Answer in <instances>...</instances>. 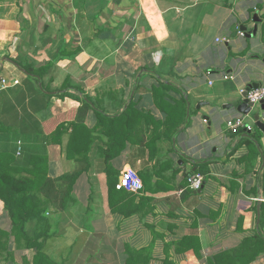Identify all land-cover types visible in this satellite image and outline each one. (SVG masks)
<instances>
[{"label":"crops","instance_id":"0c3cea01","mask_svg":"<svg viewBox=\"0 0 264 264\" xmlns=\"http://www.w3.org/2000/svg\"><path fill=\"white\" fill-rule=\"evenodd\" d=\"M64 47L79 51L61 57ZM14 61L52 62L45 87ZM255 85L264 0H0V150L21 166L44 154L52 178L85 166L70 205L47 213L44 252L57 264H126L127 248L153 247L149 264H218L246 244L224 264H264V132L228 107ZM86 96L87 168L72 126L58 133ZM239 117L254 130L233 132ZM127 170L137 191L120 186ZM196 171L201 191L188 187ZM0 226L11 230L2 200ZM11 246L10 264L33 261L36 249Z\"/></svg>","mask_w":264,"mask_h":264},{"label":"trees","instance_id":"16d2710c","mask_svg":"<svg viewBox=\"0 0 264 264\" xmlns=\"http://www.w3.org/2000/svg\"><path fill=\"white\" fill-rule=\"evenodd\" d=\"M78 51V48L68 50L64 47L61 49L60 55L61 57L67 55L73 57ZM14 62L26 73L37 77L40 81H42L45 72L52 64V62H48L36 67L33 63ZM42 83L45 87V82L42 81ZM46 88L48 89L47 85ZM48 90L50 91V88ZM48 96L50 95L48 94ZM156 96H158L157 93ZM92 105L93 100L86 96L82 106L77 111L75 121L73 123L69 122L68 125L65 123L64 126H58V133L62 130L67 131L69 126H72L73 132L69 144L79 148L77 154H81V156L77 159L86 163V168L89 164L88 153L91 143L94 141V136L92 135L93 130L86 127L84 121ZM97 113L99 114V111ZM171 121V125L175 124L174 119ZM157 139V135H152L150 138V140ZM68 154L71 156L70 152ZM84 168L85 166L65 173L58 178H52L48 175L47 157L44 154H33L28 163L21 166L17 163L14 153L0 150V200L4 202V209L11 221V230H6L0 226V264L15 262V250H12V242L15 243L18 250L36 249L33 261L30 262L24 256V264H57L42 249L43 240L48 236L51 228V221L47 213H50L51 210L63 211L70 205L74 199V185ZM206 171L201 172L205 174ZM249 240L251 239L246 240V242ZM262 242L264 243V239H262ZM245 245L242 244L238 250L222 254L218 258V264L235 261L234 256L237 251L239 254L235 258L247 254L246 248H253L254 246ZM127 252L126 264H149L153 247L150 249L127 248ZM167 263L171 264L170 261L164 262V264ZM172 264L174 263L172 262Z\"/></svg>","mask_w":264,"mask_h":264},{"label":"built area","instance_id":"2783aa9c","mask_svg":"<svg viewBox=\"0 0 264 264\" xmlns=\"http://www.w3.org/2000/svg\"><path fill=\"white\" fill-rule=\"evenodd\" d=\"M244 32H241V35H244ZM218 41H226V38H217ZM5 83V80H3ZM246 90H242L241 92L244 93ZM247 98L250 102L254 104H259L261 100L264 99V86L259 87L257 89L252 88L248 93H247ZM229 128L233 132H238L242 129H246L248 131H253L254 128L252 125H249L246 122L245 117H239L234 120H230L228 122ZM123 179H122V184L120 186L124 187L125 189H128L130 191H137L140 186V180L137 175V173L134 170H127L123 171L122 173ZM205 182V176L200 173V172H193L188 176V187L192 191H200Z\"/></svg>","mask_w":264,"mask_h":264},{"label":"water","instance_id":"95a60500","mask_svg":"<svg viewBox=\"0 0 264 264\" xmlns=\"http://www.w3.org/2000/svg\"><path fill=\"white\" fill-rule=\"evenodd\" d=\"M257 19V17H254ZM245 29V28H243ZM246 30V29H245ZM259 88V86H254V89ZM251 90V88H248L243 94H242V100H238V104H229L228 107H234L240 114L242 115H249L254 118L257 127L264 132V99L261 100L259 103L260 110H257L255 107L256 104L250 102L247 98V93ZM201 191V190H200Z\"/></svg>","mask_w":264,"mask_h":264},{"label":"rangeland","instance_id":"374dc122","mask_svg":"<svg viewBox=\"0 0 264 264\" xmlns=\"http://www.w3.org/2000/svg\"><path fill=\"white\" fill-rule=\"evenodd\" d=\"M19 259V258H18Z\"/></svg>","mask_w":264,"mask_h":264}]
</instances>
